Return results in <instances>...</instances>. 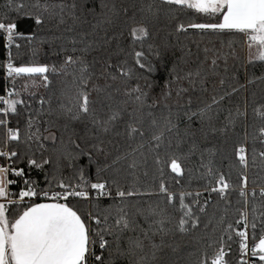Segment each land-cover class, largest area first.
Listing matches in <instances>:
<instances>
[{
  "label": "snow or ice",
  "instance_id": "obj_1",
  "mask_svg": "<svg viewBox=\"0 0 264 264\" xmlns=\"http://www.w3.org/2000/svg\"><path fill=\"white\" fill-rule=\"evenodd\" d=\"M179 13L206 19L172 24ZM21 19L37 31L18 33ZM46 24L56 31L37 35ZM0 33L12 82L0 95V264H264V87L247 95L264 76L210 89L235 41L204 47L193 71L179 40L239 35L246 64H264V0H151L131 15L104 0H5ZM17 40L31 57L20 65Z\"/></svg>",
  "mask_w": 264,
  "mask_h": 264
},
{
  "label": "trees",
  "instance_id": "obj_2",
  "mask_svg": "<svg viewBox=\"0 0 264 264\" xmlns=\"http://www.w3.org/2000/svg\"><path fill=\"white\" fill-rule=\"evenodd\" d=\"M23 2L25 4H33L36 2V0H23ZM53 2H61V0H53ZM65 2L67 3H71L72 0H65ZM100 0H97V3H99ZM104 2L108 3V4H115L117 6V9L120 10L121 12H123L124 9L128 10V14L131 15L133 11H138L139 5L141 3H149L151 2V0H104ZM5 3V0H0V14H2V9H3V5ZM97 11L99 12V8H97ZM189 19H199V20H204L206 18L204 17H189L184 13H179L178 14V20L173 21L172 24H176L179 22H184L185 24L187 23V21ZM89 20H91V17H89ZM69 23H71V21H69ZM85 27L87 28L88 25H85ZM161 29L164 28V24L161 23V25L159 26ZM49 28L52 29L53 32L56 31L54 25L52 24H46L42 29L39 30V32H37V35H41V36H46V35H50L51 33H49ZM36 26L34 23V20H30V19H21L20 21H18V27H17V32L18 33H23L25 36L32 34L33 32H36ZM194 30L189 29V33H193ZM99 35L102 36L103 35V31L101 30L99 32ZM166 35V31H160L159 32V36L160 37H164ZM173 42H175V37L172 38ZM221 39L224 40L225 45H227L228 40L232 39L235 41L234 44V48L235 51L237 53V58L233 59L231 56L228 57L227 60V65H225L224 60L221 59L218 61L219 64V68L217 69V71L220 73L219 76H209V82L207 84V86L211 89V87L213 86V84H215L217 87L219 86V79L220 76H226L229 78H231L232 75H235L237 77V80L239 81V83L243 84L246 83V81L248 79H256L257 77H261L264 76V64H260L257 63L255 66L253 65H248L246 64V59H247V55H248V50L247 47L245 45H243L239 35H233L232 37H228V36H224V37H220L217 38L214 35H208L205 36L203 39H201V37L198 34L195 35H189L188 37H185L183 34H181L179 36V40L180 42H182L183 44H186L188 48L191 49V51L193 52V56L191 57V62L188 65H184L183 67L185 68V70H193L195 71L197 66H198V62H197V57L199 58V60H203L204 59V52L203 49L204 47H208V48H216L219 49L221 46ZM197 41H199V49L197 48ZM16 43L21 44V55L17 56V49L15 47V45H12L11 47V53L12 56L14 58V63L17 65H20L21 63H26L28 62L31 57L30 54L28 52L29 49V43L26 40H17ZM44 50V52H48L49 48L48 45H42L41 46ZM8 49L4 48V43H3V38H2V34L0 33V65H2L4 63L5 60H7L8 57ZM224 51L227 52L229 51V49L227 47L224 48ZM175 55L178 57L181 55L180 51L177 49L175 51ZM209 56H211V53H209ZM55 59V57H51L50 55H45L43 53H41L39 56L36 57V60L38 62H51V60ZM210 65V60L208 61V63L205 65V67L207 68ZM227 67L228 68V72L225 73L224 72V68ZM4 70L2 67H0V95H4L5 94V89L6 88H11L12 86V82L10 80H5L4 77ZM167 79V73L164 71H161L159 73H157L156 75V80L157 83L159 85H163L165 80ZM135 83V81H133V84ZM141 84L144 83L143 80L140 81ZM23 84V81H17V88H19L21 85ZM54 87H59V81L56 80L54 81ZM178 86H183V87H189L187 81H182L180 82V85H173V99H172V103H175V88ZM261 87H264V85L260 84L259 80H256V83L249 85V90L247 95L251 96L252 92H256L257 93V98H259V94H260V89ZM160 87H157L155 89V93L154 94H159L160 92ZM35 91L38 92L39 95H45L46 91L43 88H39L36 89ZM191 95L193 98H195L197 95H200V93L197 91L195 93L189 92V93H185L183 94V102L187 101L188 96ZM245 95V93H241V96L239 98H233V99H241L242 97ZM27 99V97H25ZM33 107H38V105H36L35 103H33ZM25 116L22 113V116L19 118L21 121V126H23V120H24ZM17 123V118H13L12 120V126L15 127ZM49 143V147L50 142ZM49 153H45V155H48ZM227 164V161H225V165ZM34 176H42V174L40 173H36L33 172ZM167 179V177H166ZM148 183H152L151 179L149 178ZM156 183H158V180L156 181ZM173 182L169 179V184L171 185ZM193 186H196V182H193ZM147 202H151L148 200V198H144L141 201L142 206L146 207L147 206ZM107 203H109V201H104V205L106 206ZM83 207H86V205H82ZM140 223L144 226L147 227L146 224H144L143 220H140ZM158 240V238H157ZM235 247V246H234ZM235 255V253H234Z\"/></svg>",
  "mask_w": 264,
  "mask_h": 264
},
{
  "label": "built area",
  "instance_id": "obj_3",
  "mask_svg": "<svg viewBox=\"0 0 264 264\" xmlns=\"http://www.w3.org/2000/svg\"><path fill=\"white\" fill-rule=\"evenodd\" d=\"M1 34H2V33H1ZM2 38H3V34H2ZM3 43H4V40H3ZM5 61H6V60H5ZM5 61H4V62H5ZM3 77H4V75H3ZM4 79H5V77H4Z\"/></svg>",
  "mask_w": 264,
  "mask_h": 264
}]
</instances>
